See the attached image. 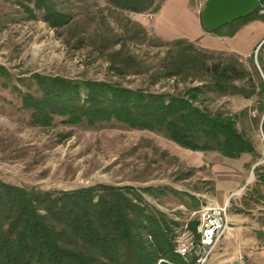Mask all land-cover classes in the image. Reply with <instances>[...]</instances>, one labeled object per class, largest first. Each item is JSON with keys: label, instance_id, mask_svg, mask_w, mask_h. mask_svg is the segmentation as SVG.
<instances>
[{"label": "rangeland", "instance_id": "1", "mask_svg": "<svg viewBox=\"0 0 264 264\" xmlns=\"http://www.w3.org/2000/svg\"><path fill=\"white\" fill-rule=\"evenodd\" d=\"M48 2L71 14L70 22L52 28L41 12L35 18L28 16L23 7L27 0H0V66L7 70L3 74L0 69V178L44 190L96 183L150 186L158 195L144 192V199L178 222L175 234L185 224L190 229L199 205L223 204L227 199L229 227L220 245L226 234L232 241L246 237L249 244L238 253L264 264V111L258 110V95L205 92L197 100L211 114L237 115L238 130L256 152L239 158L191 150L161 132L131 129L115 120L88 126L69 124L55 115L51 126L34 125L29 110L22 107L21 95L38 93L30 78L35 73L172 94L202 83L191 69L172 77L164 75V64L182 44L155 32V13L119 10L106 0ZM188 6L200 29L201 10H197L196 0H188ZM261 17L254 11L234 21ZM179 34L198 52L206 49L201 47V36L193 40ZM230 54L224 52L221 57ZM237 58L254 78L252 61L264 81L253 55Z\"/></svg>", "mask_w": 264, "mask_h": 264}, {"label": "trees", "instance_id": "2", "mask_svg": "<svg viewBox=\"0 0 264 264\" xmlns=\"http://www.w3.org/2000/svg\"><path fill=\"white\" fill-rule=\"evenodd\" d=\"M27 1L23 7L28 16L35 18L36 12H41L52 28L65 26L72 18L48 0ZM106 1L119 10L157 13L165 0ZM237 23L229 22L210 33L230 35ZM163 37L182 44L164 64V75L172 77L191 69L201 84L172 94L35 73L30 78L38 93L21 95L31 123L51 126L55 115L64 117L66 123L88 126L115 120L131 129L161 132L191 150L217 152L228 158L255 154L252 142L236 126V114H211L197 104L205 92L244 97L256 94L258 110L263 112L264 81L253 62L254 78L234 54L221 57L224 51L198 52L184 37ZM0 69L7 74L3 66ZM144 192L158 195L150 186L96 183L44 190L0 178V264H190L175 250L174 227L178 222L152 208ZM196 225L195 220L189 227L195 232Z\"/></svg>", "mask_w": 264, "mask_h": 264}, {"label": "crops", "instance_id": "3", "mask_svg": "<svg viewBox=\"0 0 264 264\" xmlns=\"http://www.w3.org/2000/svg\"><path fill=\"white\" fill-rule=\"evenodd\" d=\"M190 11L191 7L188 6V0H165L160 10L155 13L157 32L167 37L180 36L179 33L185 34L190 39H197L201 36L202 48L232 53L244 59L253 55L260 67L259 69L264 74V15L261 18H251L245 22H238L234 31L226 36L215 35L205 31L202 27L199 29L195 23L194 14ZM178 12H181V16ZM188 26L193 29L192 32ZM226 201L227 199L224 202L226 203ZM233 215L235 214L232 213ZM241 232L240 230L239 235ZM224 239L225 241L221 245L219 243L215 249L211 264H217L221 259L236 255L243 246L249 244L246 237L243 239L238 236L237 240L235 238L232 241L230 234H226Z\"/></svg>", "mask_w": 264, "mask_h": 264}, {"label": "built area", "instance_id": "4", "mask_svg": "<svg viewBox=\"0 0 264 264\" xmlns=\"http://www.w3.org/2000/svg\"><path fill=\"white\" fill-rule=\"evenodd\" d=\"M206 1L196 0L197 10H201ZM255 11L260 16L264 15V0H257ZM195 213L197 214L195 232L185 224L184 228L175 234V250L184 254L190 264H211L212 255L229 227L227 203L202 205ZM217 264L257 263L244 254L237 253L230 258L219 260Z\"/></svg>", "mask_w": 264, "mask_h": 264}, {"label": "water", "instance_id": "5", "mask_svg": "<svg viewBox=\"0 0 264 264\" xmlns=\"http://www.w3.org/2000/svg\"><path fill=\"white\" fill-rule=\"evenodd\" d=\"M257 0H207L200 11L201 27L208 32L246 17L256 9Z\"/></svg>", "mask_w": 264, "mask_h": 264}, {"label": "bare ground", "instance_id": "6", "mask_svg": "<svg viewBox=\"0 0 264 264\" xmlns=\"http://www.w3.org/2000/svg\"><path fill=\"white\" fill-rule=\"evenodd\" d=\"M238 192V191H237ZM226 203H227V201H226ZM178 252H179V250H178ZM181 256H183L186 260H187V258H186V256L184 255V254H181V253H179ZM187 262V261H186ZM188 263V262H187Z\"/></svg>", "mask_w": 264, "mask_h": 264}]
</instances>
